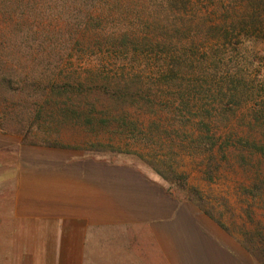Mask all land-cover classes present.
Wrapping results in <instances>:
<instances>
[{
	"label": "rangeland",
	"instance_id": "rangeland-1",
	"mask_svg": "<svg viewBox=\"0 0 264 264\" xmlns=\"http://www.w3.org/2000/svg\"><path fill=\"white\" fill-rule=\"evenodd\" d=\"M134 1L148 4L100 3L117 11ZM211 2L199 0V21L210 18L205 10H215ZM148 5L151 18H165ZM258 49L247 43L234 53L252 77L259 70L264 75L259 57L252 62ZM20 51L0 54L9 73L28 79L15 94L0 86V264H182L168 262L164 246L123 218L124 204L118 191L112 193L117 173L147 177L183 208L209 217L220 241L214 264H264V185L255 188L251 167L259 158L239 143L258 138L247 127L256 101L231 103L216 95L214 84L201 86L181 107L184 125L174 124L172 115L161 127L168 135L154 130L150 144H128L107 131L62 121L57 106L45 100L50 85L37 83L43 72L38 55ZM131 113L138 124L159 122ZM84 206L95 207L94 214H84ZM167 249L171 258H181L179 246Z\"/></svg>",
	"mask_w": 264,
	"mask_h": 264
},
{
	"label": "trees",
	"instance_id": "trees-1",
	"mask_svg": "<svg viewBox=\"0 0 264 264\" xmlns=\"http://www.w3.org/2000/svg\"><path fill=\"white\" fill-rule=\"evenodd\" d=\"M100 1L0 0V54H37L43 71L37 83L50 85L45 100L57 106L62 121L128 144H150L154 130L168 135L161 127L172 115L174 124L184 125L181 107L201 86L214 84L216 95L231 103L256 101L247 127L258 138L239 143L259 158L251 167L262 191L264 75L259 70L252 77L234 53L254 44L259 49L252 62L259 57L264 63V0H212L215 10L206 7L210 18L200 21L199 0H148L165 18H151L145 3L116 11ZM7 69L1 59L0 86L18 93L28 79ZM131 110L159 122L138 124Z\"/></svg>",
	"mask_w": 264,
	"mask_h": 264
},
{
	"label": "crops",
	"instance_id": "crops-1",
	"mask_svg": "<svg viewBox=\"0 0 264 264\" xmlns=\"http://www.w3.org/2000/svg\"><path fill=\"white\" fill-rule=\"evenodd\" d=\"M134 176L135 180H131ZM114 179L117 186L112 193L118 191V201L122 206L124 204L123 208L120 207L123 218L135 222L143 237L164 246L163 253L168 262L214 264L218 261L220 241L209 217L189 206L183 208L184 203L166 196L165 190L147 177L117 173ZM84 208V214L88 209L91 214L95 212V207ZM107 219L101 218V221ZM174 246L180 247L179 260L171 258L172 251H167Z\"/></svg>",
	"mask_w": 264,
	"mask_h": 264
}]
</instances>
